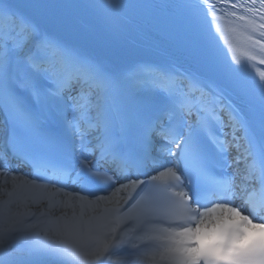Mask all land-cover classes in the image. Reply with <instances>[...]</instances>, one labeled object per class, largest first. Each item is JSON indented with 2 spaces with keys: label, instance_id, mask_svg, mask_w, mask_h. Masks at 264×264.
<instances>
[{
  "label": "snow or ice",
  "instance_id": "1",
  "mask_svg": "<svg viewBox=\"0 0 264 264\" xmlns=\"http://www.w3.org/2000/svg\"><path fill=\"white\" fill-rule=\"evenodd\" d=\"M259 66L264 0H0V264H264Z\"/></svg>",
  "mask_w": 264,
  "mask_h": 264
}]
</instances>
